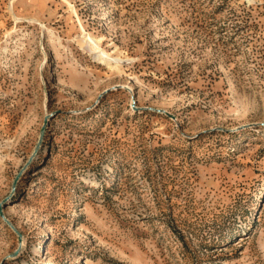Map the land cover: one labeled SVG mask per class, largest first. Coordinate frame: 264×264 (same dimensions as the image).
<instances>
[{
	"label": "rangeland",
	"instance_id": "374dc122",
	"mask_svg": "<svg viewBox=\"0 0 264 264\" xmlns=\"http://www.w3.org/2000/svg\"><path fill=\"white\" fill-rule=\"evenodd\" d=\"M0 206V264H264V0H0Z\"/></svg>",
	"mask_w": 264,
	"mask_h": 264
},
{
	"label": "water",
	"instance_id": "95a60500",
	"mask_svg": "<svg viewBox=\"0 0 264 264\" xmlns=\"http://www.w3.org/2000/svg\"><path fill=\"white\" fill-rule=\"evenodd\" d=\"M172 116V115H171ZM172 118H174V116H172ZM50 120V116H46L45 118V122H44V126L41 130V135L44 134V131L46 129L47 124L49 123ZM30 165V161L27 163V165L25 166L24 170ZM22 174V172L19 174L18 177H20V175ZM0 216L5 220V222L8 223V225L15 231L18 232L17 229L15 228V226L8 220V218L5 216L2 207L0 206Z\"/></svg>",
	"mask_w": 264,
	"mask_h": 264
},
{
	"label": "bare ground",
	"instance_id": "6f19581e",
	"mask_svg": "<svg viewBox=\"0 0 264 264\" xmlns=\"http://www.w3.org/2000/svg\"><path fill=\"white\" fill-rule=\"evenodd\" d=\"M98 46H96L95 48H97ZM101 51V50H100ZM102 53H104L105 54V52L104 51H102ZM106 55V54H105ZM107 56V55H106Z\"/></svg>",
	"mask_w": 264,
	"mask_h": 264
}]
</instances>
